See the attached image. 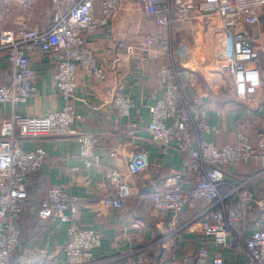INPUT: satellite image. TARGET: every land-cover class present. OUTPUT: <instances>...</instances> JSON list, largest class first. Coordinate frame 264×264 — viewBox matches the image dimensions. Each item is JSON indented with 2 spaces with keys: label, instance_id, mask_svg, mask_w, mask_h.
I'll list each match as a JSON object with an SVG mask.
<instances>
[{
  "label": "built area",
  "instance_id": "built-area-1",
  "mask_svg": "<svg viewBox=\"0 0 264 264\" xmlns=\"http://www.w3.org/2000/svg\"><path fill=\"white\" fill-rule=\"evenodd\" d=\"M124 1L133 3L153 25V31L143 37L139 48L158 62L157 77L163 94L150 106L151 120L146 130L164 153L174 146L184 155L189 160L187 171L199 178L194 186L186 187L185 175L176 172L163 183L153 184L148 195L154 216L165 221L172 214L171 229L165 238H174L197 223L215 247L245 254V264H264V225L252 229L250 218L255 207L249 189L264 175V169L231 183L227 191L221 190L228 183L226 168H237L256 157L257 152H264V138L254 144L246 133L239 132L234 144L216 147L210 140L214 129L207 120V106L200 96L190 93L188 69L176 63L178 57L186 59L193 47L174 41L176 30L183 25L189 26L196 41L195 26L201 24L215 44L213 62L230 77L235 99L250 107L257 106L264 101L260 65L264 54V0H77L67 14L57 13L48 28L24 27L1 32L0 51H6L7 69L5 81L0 84V104L15 105L38 95L30 57L49 54L56 61L55 81L65 107L44 116L13 112L0 121V264H36L34 255L39 253V259H43L46 254L45 250H37L14 261L21 238L17 220L28 200L27 186L46 158V150L41 146L24 150L25 140L42 136L77 139L84 170L95 169L102 175L99 188L104 194L100 204L106 208L123 209L136 194L131 177L150 168L145 151L128 157L124 170L110 167L97 152L98 133L72 127L80 118L73 106L79 70L92 78H106L104 67L89 46L88 35L105 30ZM188 58L193 59L192 54ZM113 104L119 118L129 116L134 107V101L122 94L115 96ZM127 127L129 131L137 130L133 122ZM116 155L115 150L109 153L110 157ZM73 171L76 173L79 168ZM83 204L84 200L66 186H53L38 206L41 219L69 222L64 264H147L154 244L105 261L95 260L93 250L99 245L100 235L80 226ZM187 207L199 210L192 220L181 223ZM168 264L189 263L173 259ZM190 264H225V260L212 255L208 245L203 244Z\"/></svg>",
  "mask_w": 264,
  "mask_h": 264
},
{
  "label": "crops",
  "instance_id": "crops-1",
  "mask_svg": "<svg viewBox=\"0 0 264 264\" xmlns=\"http://www.w3.org/2000/svg\"><path fill=\"white\" fill-rule=\"evenodd\" d=\"M76 1L0 0V33L24 27L48 28L57 13L67 14ZM95 6L100 15L99 1ZM182 28L186 36L191 33L189 26L183 25L176 30V34ZM152 29L153 25L146 21L144 14L133 3L124 1L122 9L112 17L105 30L88 35L89 46L104 67L106 78H92L79 70L78 86L73 99L74 109L80 118L74 121L72 127L98 133L97 152L105 164L124 170V161L128 157L140 151L148 154L150 168L130 179L135 196L123 209L101 205L104 192L100 190L99 183L102 175L95 169L84 170L77 139L42 136L25 140L24 150L30 151L41 146L46 150V158L27 186L28 200L17 220L21 238L14 261L33 251L45 250L43 259H39V253L34 255L36 264H64L69 222L57 218L41 219L38 206L47 197L51 187L66 186L72 194L84 200L80 208V226L93 229L100 235L99 245L93 250L95 260L105 261L154 244L149 251L147 264H168L173 259L185 260L190 264L199 247L206 244L212 255L224 258L225 264L246 263L245 254L215 247L212 239L201 232L197 223L174 238H165L171 229L169 219L172 214L165 221L154 216L153 204L148 195L153 184L163 183L176 172L185 175L186 187L194 186L199 178L187 171L189 160L184 155L174 146L164 153L146 130L151 120L150 106L163 94V87L157 77L158 62L149 59L139 48L143 37L151 33ZM30 58L36 72L38 95L15 105L0 104V121L13 112L44 116L65 107L55 81L57 66L54 57L34 54ZM184 60L178 57L177 65L185 66ZM260 65L264 79V56L260 59ZM186 68L192 83L190 93L200 96L207 106V120L214 129L210 140L216 147L234 144L239 132L246 133L254 144L264 138L263 100L261 104L251 107L236 100L230 77L219 69L210 72L208 76L202 71ZM6 69L7 57L3 50L0 51V84L5 81ZM224 84L228 86L227 90ZM119 94L127 95L134 101V107L127 117L119 118L113 104L115 96ZM129 122L135 123L137 130L129 131ZM112 150L116 151L115 157L109 156ZM257 153L256 157L242 162L237 168H226L225 178L228 183L221 187L222 191H227L231 183L236 184L264 169V152ZM74 168H79V171L74 173ZM249 189L251 203L255 207L250 218L253 229L264 225V175L251 183ZM198 210L187 207L180 222L192 220Z\"/></svg>",
  "mask_w": 264,
  "mask_h": 264
},
{
  "label": "rangeland",
  "instance_id": "rangeland-1",
  "mask_svg": "<svg viewBox=\"0 0 264 264\" xmlns=\"http://www.w3.org/2000/svg\"><path fill=\"white\" fill-rule=\"evenodd\" d=\"M8 15L11 16L9 12ZM185 33L186 31L184 28L179 29L174 40L175 44L177 45L180 43V41H184L187 45L193 47V50L188 54L189 56L192 54L193 59L188 58V56L184 60V65L186 67H190L193 70L202 71L203 73H206L208 76H210V72L218 69V67L213 62L215 44L213 43L210 34L204 32V35L202 34V37L200 38L195 36L196 41H194L191 33H187V36ZM263 56L264 54L262 55V58ZM224 86H226L224 89L227 90L228 86L226 84H224Z\"/></svg>",
  "mask_w": 264,
  "mask_h": 264
},
{
  "label": "bare ground",
  "instance_id": "bare-ground-1",
  "mask_svg": "<svg viewBox=\"0 0 264 264\" xmlns=\"http://www.w3.org/2000/svg\"><path fill=\"white\" fill-rule=\"evenodd\" d=\"M202 34L204 35V29L201 24H197L195 26V35L197 38L202 37Z\"/></svg>",
  "mask_w": 264,
  "mask_h": 264
}]
</instances>
